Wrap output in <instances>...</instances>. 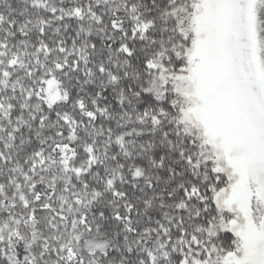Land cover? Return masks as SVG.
<instances>
[{
	"label": "snow or ice",
	"instance_id": "snow-or-ice-1",
	"mask_svg": "<svg viewBox=\"0 0 264 264\" xmlns=\"http://www.w3.org/2000/svg\"><path fill=\"white\" fill-rule=\"evenodd\" d=\"M0 264H264V0H0Z\"/></svg>",
	"mask_w": 264,
	"mask_h": 264
}]
</instances>
